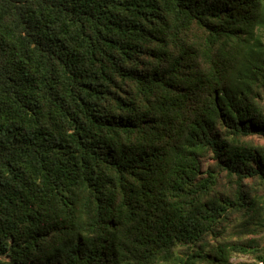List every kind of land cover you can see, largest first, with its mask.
I'll list each match as a JSON object with an SVG mask.
<instances>
[{
  "label": "trees",
  "instance_id": "obj_1",
  "mask_svg": "<svg viewBox=\"0 0 264 264\" xmlns=\"http://www.w3.org/2000/svg\"><path fill=\"white\" fill-rule=\"evenodd\" d=\"M263 141L264 0H0V264H264Z\"/></svg>",
  "mask_w": 264,
  "mask_h": 264
},
{
  "label": "rangeland",
  "instance_id": "obj_2",
  "mask_svg": "<svg viewBox=\"0 0 264 264\" xmlns=\"http://www.w3.org/2000/svg\"><path fill=\"white\" fill-rule=\"evenodd\" d=\"M264 142V141H263ZM249 186H252L255 190H258L259 195L264 197V187L258 186L256 183H252L251 181L248 182ZM264 217V215H263ZM238 231L236 229H230L227 233L228 239H235L237 240V233ZM245 237L248 239L251 238H257L259 241L264 244V228H256L254 229V232L246 231L244 233ZM232 264H240V263H246V264H259L252 256H234L231 261Z\"/></svg>",
  "mask_w": 264,
  "mask_h": 264
}]
</instances>
